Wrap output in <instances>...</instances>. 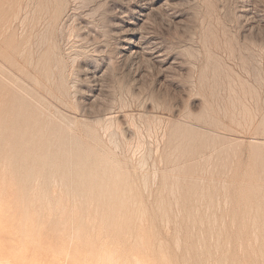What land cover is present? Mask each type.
Here are the masks:
<instances>
[{"label":"rangeland","instance_id":"374dc122","mask_svg":"<svg viewBox=\"0 0 264 264\" xmlns=\"http://www.w3.org/2000/svg\"><path fill=\"white\" fill-rule=\"evenodd\" d=\"M13 1L0 0V79L15 95H22L45 110L54 113L61 109L63 125L73 131H65L69 139H64L61 147L53 139L49 151L56 156L46 157L42 156L44 149L25 148L21 139L9 144L3 138L6 131H2L0 193L5 201L15 199L8 210L16 215L28 210L31 219L43 220L47 227L62 222V264H89L91 258L94 263L106 264L104 257L108 252L116 264H135L137 258L142 264H159L162 249H168L166 264H182L183 259L184 264H200L201 254L205 258L201 264L208 263L209 258V263L221 264L219 258L223 261L224 252L229 256V244L228 252L233 256L229 257L238 259L234 260L237 264L242 259L243 264H264L260 257L264 246L260 248L258 243L264 242L259 239L264 236V220L260 218L257 225L258 220L257 224L253 220L256 211H248L249 217L244 213L247 219L254 213V226L250 218L243 229L248 233L244 237L251 235L248 238L254 240L252 244L263 249L259 256L257 249L256 260L250 249L247 253L251 242L247 237L236 241L240 236L238 219L236 227L230 218L232 208L245 202L246 195L254 192L264 196V143L257 144L264 141V0H154L143 16L130 11L123 0H61L59 19L51 24L43 47L40 40L43 42L45 20L32 4L27 12L29 0H21V17L13 19ZM246 7L249 11L244 13ZM131 27L140 32L133 40L145 36L151 46L157 47L159 57L146 54L133 58L124 54L123 39ZM51 44L55 45L56 63L52 62L51 68L54 74L42 82L36 94L33 89L38 84L28 75L33 73V66L18 52L35 56ZM208 50L214 53L212 58L208 57ZM15 60L24 69H17ZM44 85L52 86V93L45 94ZM59 97L62 101L57 100ZM242 115L245 119H241ZM178 124L202 134L201 140L207 144L190 155L188 147H183L175 153L176 161H172L170 155L182 142L181 136H172ZM46 134L43 131V136ZM196 208H202L198 210L200 216ZM262 208L264 211V205ZM203 210L210 212L211 219L218 216L215 219L217 224L222 220L221 225L213 228L215 219L211 220L205 214L208 211ZM221 211L228 213L229 218ZM262 211L256 216H264ZM190 212L189 220L186 215ZM192 214L200 218L205 214L209 224L204 216L205 220H201ZM241 214L239 218L243 217ZM245 217L244 222L240 218L243 223ZM223 223L228 226L225 228ZM185 224L194 228L195 236L197 230L201 231L199 238L195 239L192 231V240ZM248 228H256L251 230L253 234L256 231L253 236L260 232L263 236L256 239ZM207 229L213 231L214 237ZM227 232L231 237L223 234ZM200 235L204 241L199 246ZM217 235L219 239L222 235L223 243L215 240ZM45 237L51 244V231ZM182 240L199 254H182V247L186 249ZM233 240L237 245L248 243L238 245V249ZM213 244L219 248L216 254L224 250L221 257L215 254V258ZM236 251L238 256H234ZM227 255L225 262L234 264Z\"/></svg>","mask_w":264,"mask_h":264},{"label":"bare ground","instance_id":"6f19581e","mask_svg":"<svg viewBox=\"0 0 264 264\" xmlns=\"http://www.w3.org/2000/svg\"><path fill=\"white\" fill-rule=\"evenodd\" d=\"M124 1V3L125 4H127V6H129V10L130 11H132L133 13H135V14H137L138 16H143V15H145V10L148 8V5L150 4V3H152L154 0H123ZM252 1V0H251ZM169 2V1H168ZM252 2H254V1H252ZM27 3L28 4H26V10H27V12H28V9H29V5L31 6V4L34 6V11L36 12V13H38L39 14V17L40 18H42L43 20H45V27L44 28H46V30H45V32H43L42 33V36H43V42L40 40V42H41V44H42V47H43V43H44V41L46 40V38H47V33H48V31H49V29H50V26H51V24L52 23H57V21H58V19H59V16H60V13H61V0H29V1H27ZM243 3V2H242ZM258 3V2H257ZM239 4H240V2H239ZM246 4V3H245ZM254 4V3H253ZM252 4V5H253ZM199 6H201V5H199ZM246 6H247V4H246ZM97 7V6H96ZM121 7V6H120ZM248 7V6H247ZM246 7V9L244 8L242 11L244 12V13H247L248 11H249V8H247ZM241 8V7H240ZM243 8V7H242ZM12 9H13V13H14V17L15 18H13V19H16V20H19L20 19V17H21V12H22V9H23V4H22V1L21 0H14L13 1V6H12ZM115 9V8H114ZM252 10V9H251ZM32 12V11H31ZM252 12V11H251ZM125 13V12H124ZM259 13V12H258ZM29 13H27V14H25V15H28ZM89 14V13H88ZM24 15V16H25ZM75 15V14H74ZM133 15V14H132ZM243 15V14H242ZM23 16V17H24ZM89 15H87V17H88ZM202 16V15H201ZM263 16V15H262ZM22 17V18H23ZM64 17V16H63ZM74 17H76V16H74ZM147 17V16H146ZM247 17V16H246ZM254 17V16H253ZM252 17V19H254ZM3 19H5L6 18V15L4 16V17H2ZM27 18V17H26ZM39 18V19H40ZM145 18V17H144ZM174 18V17H173ZM115 19V18H114ZM121 19V18H120ZM207 19V18H206ZM143 20V19H142ZM245 20V19H244ZM24 21V20H23ZM123 21H125V20H123ZM262 21V20H261ZM21 22V21H20ZM71 22V21H70ZM131 22V21H130ZM256 22V21H255ZM259 22V21H258ZM118 23V22H117ZM252 23V22H251ZM133 24V23H132ZM123 25V24H122ZM248 25V24H247ZM251 25V24H250ZM262 25V24H261ZM252 26H253V24H252ZM259 26V25H258ZM140 27V26H139ZM60 29V28H59ZM117 29V28H116ZM125 29V28H124ZM123 30V29H122ZM250 30V29H249ZM257 31V30H256ZM127 32L128 33H130L129 35H126L125 36V38L123 39L124 41H125V47L123 48L124 49V54L125 55H129L130 57H133V58H138V57H140V56H143V55H146V54H157L159 51H157V47L154 45V46H151L150 44H149V41H147L146 40V37L145 36H143V35H140L139 37L140 38H138V40H133L134 38H136V35H138V33H140L139 32V30H138V28H134V27H131V28H129L128 30H127ZM232 34H233V32H231ZM145 34V33H144ZM256 35V34H255ZM36 36V35H35ZM41 36V35H40ZM259 36V35H258ZM31 37V36H30ZM35 39V38H34ZM228 39V38H227ZM154 40V39H153ZM158 40V39H157ZM229 41V40H228ZM34 43H36V42H34ZM124 43V42H123ZM157 43V42H156ZM28 44V43H27ZM41 44H39V45H41ZM34 45V44H33ZM237 45V44H236ZM53 46H55L54 44H51L50 46H48L47 48H45V49H43V50H39L38 52H37V54L34 56L32 53L29 55V54H26L25 56H24V53H22V52H18L19 53V55L22 57L23 56V58H26L27 59V62L29 63V64H31L32 66H33V73H29L28 75H29V77L31 78V79H33L34 81H36L37 82V84H38V86H36L34 89H33V91L36 93V94H39V87L40 86H42L43 85V81L44 80H50V79H52L51 77H52V75L54 74L53 73V71H52V62L53 63H56V57H55V53H54V47ZM31 47H32V45H31ZM38 47V46H37ZM41 47V48H42ZM219 47V46H218ZM31 49V48H30ZM160 50V49H159ZM200 50V49H199ZM121 53V52H120ZM200 53V52H199ZM208 57H210V58H212L213 56H214V53L211 51V50H208ZM224 54V53H223ZM124 55V56H125ZM217 55V54H216ZM156 56H158L159 57V55L157 54ZM81 57V56H80ZM146 57V56H145ZM151 57V56H150ZM235 57V56H234ZM246 57V56H245ZM19 58V57H18ZM74 57H72V59H73ZM77 58V57H76ZM126 58V57H125ZM141 58V57H140ZM157 58V57H156ZM221 58H222V56H221ZM226 58V57H225ZM122 59V58H121ZM173 59V58H172ZM171 59V60H172ZM135 60V59H134ZM134 60L132 61V63L134 62ZM204 60V59H203ZM217 60V59H216ZM140 61V60H139ZM73 62H74V60H73ZM72 62V63H73ZM136 62V61H135ZM138 62V61H137ZM141 63H143V62H141ZM233 63V62H232ZM2 64V63H1ZM13 64H14V66H16V68L17 69H20V70H22V69H24V68H21L23 65L18 61V60H15L14 62H13ZM124 64V63H123ZM156 64H157V62H156ZM220 64V63H219ZM216 61H215V65H217V66H220ZM229 64V63H228ZM87 65V64H86ZM91 65V64H90ZM131 65V64H130ZM241 65V64H240ZM95 66V65H94ZM132 66V65H131ZM134 66V65H133ZM5 67V66H4ZM136 67V66H135ZM231 67V66H230ZM242 67V66H241ZM54 68V67H53ZM67 68V67H66ZM162 68V67H161ZM94 69V68H93ZM98 69V68H97ZM10 70V69H9ZM198 70V69H197ZM245 70V69H244ZM234 71V70H233ZM10 72V71H9ZM94 73V72H93ZM90 74V73H89ZM101 74V73H100ZM246 74V73H245ZM164 75V74H163ZM238 75V74H237ZM18 76V75H17ZM96 76V75H95ZM238 76H240V75H238ZM3 77V76H2ZM241 77V76H240ZM5 79V78H4ZM233 80V79H232ZM255 80H256V78H255ZM24 82H26V81H24ZM194 82V81H193ZM51 83V82H50ZM93 84V83H92ZM194 84V83H193ZM99 85V84H98ZM139 86V85H138ZM195 86V85H194ZM253 86V85H252ZM52 87V86H51ZM51 87H49V86H47V85H44V90H45V94H50V93H52V88ZM248 88V87H247ZM98 89V88H97ZM232 89V88H231ZM10 90H12V88L9 86V85H7L4 81H2L1 79H0V136L2 135V131H6V135H4L3 136V138H4V140L6 141V142H8L9 144L10 143H14L17 139H21V140H23V146L25 147V148H29V149H31V147H33V148H36V147H38L39 149H44L45 150V153H42V156L43 157H46V156H49V155H53V156H56L54 153H51L49 150H50V147H51V145H52V143H53V139H54V141L56 140L57 141V143L60 145V147L62 146V142H64L65 140L64 139H69V136H67V135H65V131H73L72 129H71V127L69 126V125H63L64 123L62 122V110L61 109H57V110H54V113H52V112H50V110H45L44 108H42V107H40L38 104H36V103H34V102H32V101H29V100H27L26 98H24L22 95H15V93H13V92H11ZM180 90H181V88H180ZM256 90V89H255ZM99 91V90H98ZM245 91H246V89H245ZM254 91V90H253ZM69 92H71V91H69ZM234 92V91H233ZM239 92V91H238ZM248 92H250V91H248ZM257 92V91H256ZM71 94V93H70ZM251 93H249V95H250ZM22 96V97H21ZM243 96V95H242ZM254 96V95H253ZM95 97V96H94ZM239 97V96H238ZM244 97V96H243ZM250 97V96H249ZM40 98L41 99H44V97L42 96V95H40ZM144 98V97H143ZM58 101H62V99H60V97L57 99ZM239 100V99H238ZM250 100V99H249ZM252 100V99H251ZM258 100H259V98H258ZM80 101V100H79ZM232 101V100H231ZM240 101V100H239ZM247 101V100H246ZM249 102V101H248ZM193 104V103H192ZM73 105V104H72ZM142 105V104H141ZM250 105V104H249ZM253 106H254V104H253ZM149 107V106H148ZM60 108V107H59ZM121 108V107H120ZM238 108H239V105H238ZM157 109V108H156ZM244 109H246V108H244ZM255 109H256V107H255ZM158 110V109H157ZM243 110V109H242ZM244 111V110H243ZM138 112V111H137ZM124 113V112H123ZM237 113H238V111H237ZM243 113H245V112H243ZM242 113V114H243ZM70 114V113H69ZM72 114V113H71ZM156 114V113H155ZM159 114V113H158ZM168 114V113H167ZM177 114V113H176ZM56 115H59L60 116V119H57L56 118ZM248 115V114H247ZM169 117V116H168ZM239 117H240V115H239ZM82 118V117H81ZM242 118H244L243 117V115H242V117H241V119ZM80 119V118H79ZM240 119V120H241ZM245 119V118H244ZM238 120V119H237ZM250 120H251V118H250ZM107 121H109V120H107ZM106 121V122H107ZM112 121H113V119H112ZM146 121V120H145ZM244 121V120H243ZM247 121H248V119H247ZM148 122V121H147ZM158 122V121H157ZM186 122V121H185ZM250 122V121H249ZM245 123H246V121H245ZM251 123V122H250ZM78 124V123H77ZM106 124V123H105ZM112 124V123H111ZM116 124V123H115ZM126 124V123H125ZM133 124V123H132ZM141 124V123H140ZM145 124V123H144ZM158 125V124H157ZM245 125V124H244ZM194 126V125H193ZM146 128H147V126H146ZM153 128V127H152ZM249 128V127H248ZM148 129V128H147ZM154 130V129H153ZM209 130V129H208ZM248 130V129H247ZM43 131H47V134H46V136H43ZM128 131H129V129H128ZM127 131V132H128ZM173 131L174 132H172V136H177V135H179V136H181V138H182V142L181 143H178L177 145H176V149H175V152L173 153V154H171L170 155V159L172 160V161H176V159H177V155L175 154V153H178V152H180V149H182L183 147H188V149L190 150V151H188L187 150V152H188V154L190 155V154H192L193 152H195V151H197V150H199V149H201L202 147H204L207 143H205V142H203L202 140H201V135L202 134H200V133H198L197 131H194V129L193 128H191V127H189V126H186V125H184V124H178L174 129H173ZM179 131V132H178ZM180 131H183L182 133H180ZM145 132V131H144ZM164 132V131H163ZM106 133V132H105ZM105 133L103 134V135H105ZM129 133V132H128ZM149 133V132H148ZM180 133V134H179ZM215 133V132H214ZM109 135V134H108ZM112 137H114L113 136V134H110ZM228 136H230V135H228ZM56 137H57V139H56ZM111 137V138H112ZM109 138H110V136H109ZM109 138H108V141H109ZM161 138H162V135H161ZM254 139V138H253ZM252 139V140H253ZM199 142V143H197L195 146H192L193 144L192 143H196V142ZM254 141V140H253ZM133 142V141H132ZM141 143V142H140ZM260 143H264V141H260V142H257V144H260ZM14 145V144H13ZM111 145V144H110ZM142 145V144H141ZM159 145V144H158ZM157 145V146H158ZM230 145V144H229ZM115 146V145H114ZM117 146V145H116ZM145 146V145H144ZM13 148V147H12ZM157 148V147H156ZM84 149H86V148H84ZM114 149H115V147H114ZM128 149H130V147L128 148ZM135 149V148H134ZM133 149V150H134ZM12 153H13V151H12ZM79 154V153H78ZM144 155V154H143ZM150 155V154H149ZM134 156V155H133ZM144 157V156H143ZM87 158V157H86ZM134 158V157H133ZM209 158V157H208ZM111 160V159H110ZM141 160H142V158H141ZM145 160V159H144ZM32 161V160H31ZM161 161V160H160ZM24 162V161H23ZM140 164H141V162H140ZM37 165V164H36ZM25 166V165H24ZM184 166V165H183ZM15 167V166H14ZM39 169V168H38ZM264 169V168H263ZM18 170V169H17ZM20 171V170H19ZM25 171V170H24ZM140 171V170H139ZM25 173V172H24ZM33 174V173H32ZM32 174H31V176H32ZM27 175V174H26ZM29 175V174H28ZM17 176V175H16ZM71 176V175H70ZM255 176V175H254ZM260 176V175H259ZM21 177V176H20ZM29 177H30V175H29ZM33 177V176H32ZM23 178V177H22ZM28 178V177H27ZM263 178V177H262ZM71 179V178H70ZM52 180V179H51ZM50 180V181H51ZM32 181H33V179H32ZM202 181V180H201ZM21 182V181H20ZM55 182V181H54ZM146 182V181H145ZM211 182H212V180H211ZM23 183V182H22ZM39 183V182H38ZM145 185V184H144ZM53 187V186H52ZM83 187V186H82ZM166 187V186H165ZM76 188V187H75ZM146 188V187H145ZM177 188V187H176ZM109 189V188H108ZM244 189V188H243ZM171 190H172V187H171ZM202 191H204V190H202ZM1 192V191H0ZM171 192V191H170ZM77 192H75V194H76ZM173 192H171V194H172ZM159 194V193H158ZM26 195V194H25ZM82 195V194H81ZM173 195V194H172ZM193 195V194H192ZM79 196V195H78ZM45 197V196H44ZM43 197V198H44ZM172 197V196H171ZM233 197V196H232ZM242 197V196H241ZM42 198V197H41ZM55 198V197H54ZM58 198H59V196H58ZM202 198V197H201ZM208 198V197H207ZM217 198V197H216ZM227 198V197H226ZM50 199V198H49ZM53 199V198H52ZM81 199V198H80ZM85 199V198H84ZM242 199V198H241ZM245 202H242V204H239V205H237V206H235V208H232L233 209V218H232V213H230L229 212V210L227 211L228 213H230V218L233 220L234 219V221H233V224L236 226V224H235V220L236 219H238L237 221H238V223L241 221V219L240 218H243V222H244V217H245V215H247L248 217H249V215H251V214H249L248 213V211L250 212H252V211H256L255 212V216H253L254 215V213H252V216L254 217L253 218V220H255L254 222H255V224H257V222H259L260 220V218L262 219V221L264 220V216L263 215H261V216H256V215H258V213L257 212H259V215H260V211H262L263 210V208H262V206L264 205V196H262V195H260V194H258V193H254V192H252V193H250V194H248V195H246L245 196ZM55 200V199H54ZM72 200V199H71ZM233 200V199H232ZM57 200H55V202H56ZM195 201V200H194ZM226 201V200H225ZM14 203L15 202V199L14 198H9L7 201H5L4 200V198L2 197V194L0 193V233H2V232H4L5 230H7V229H9V228H12L14 231H15V233H16V235L19 237V238H21V239H30L35 245H39V246H42V247H44V248H47L48 249V251L44 254V256H43V259H45L47 262H48V264H62V251L64 250V247L65 246H62V222L60 223V225H57V226H55V227H47V225L45 224V222L43 221V220H40V219H31V215L27 212V211H25V212H21L20 213V215H16L15 213H13V211H10V210H8V209H10L11 208V206H10V204L11 203ZM34 202V201H33ZM59 202V201H58ZM201 202V201H200ZM230 202V201H229ZM42 203V202H41ZM93 203V202H92ZM176 203V202H175ZM222 203H224V202H222ZM225 204V203H224ZM52 205V204H51ZM176 205V204H175ZM63 207V206H62ZM75 207V206H74ZM176 207V206H175ZM211 207V206H210ZM219 207V206H218ZM229 207V206H228ZM234 207V206H233ZM27 208V207H26ZM57 209H58V207H57ZM190 209V208H189ZM192 209V208H191ZM194 209V208H193ZM200 209V211H201V209L202 208H196V212H197V214H199V216H200V213L201 212H199L198 213V210ZM208 210H212V209H210V208H207ZM229 209V208H228ZM232 209H230V211H232ZM53 210V209H52ZM188 210V209H187ZM208 210H203L204 212L203 213H205L206 211H208ZM227 210V209H226ZM189 211V210H188ZM192 211V210H191ZM195 211V210H194ZM193 211V212H194ZM224 211V210H223ZM192 212V213H193ZM212 212V211H211ZM222 212V211H221ZM247 212V213H246ZM262 212H264V211H262ZM58 213V212H57ZM180 213V212H179ZM209 211L207 212V213H205V214H207L208 216H209ZM222 213H224V215H226V217H228L229 218V216H228V213L227 214H225V212H222ZM241 213H243V217H238V215L240 214V216L242 215ZM244 213H246L245 215H244ZM257 213V214H256ZM42 214V213H41ZM185 214V213H184ZM183 214V216H185ZM187 214V213H186ZM190 214V215H189ZM188 215H186V216H188V219L190 220V216H191V212L189 213ZM195 214V213H194ZM205 214H203L202 216H204L205 217ZM214 214H216V213H214ZM249 214V215H248ZM262 214V213H261ZM264 214V213H263ZM196 215V214H195ZM206 215V216H207ZM217 215V214H216ZM215 215V216H216ZM222 216H223V214H221ZM220 215V216H221ZM87 216V215H86ZM99 216V215H98ZM198 216V215H197ZM198 216V217H199ZM202 216H201V220H205V219H202ZM214 215H213V218L215 217ZM246 216V217H247ZM252 216L250 217L251 218V222H252ZM41 217H42V215H41ZM192 217H195V218H197L198 219V217H196V216H194L193 214H192ZM203 217V218H204ZM210 217V216H209ZM216 217H218V216H216ZM215 217V218H216ZM226 217L224 218V220H226ZM245 217V218H246ZM54 218V217H53ZM194 218V219H195ZM205 218H207L208 219V224H209V220L212 218V217H210V219L208 218V217H205ZM214 218V219H215ZM227 218V219H228ZM249 218V219H250ZM107 219V218H106ZM176 219V218H175ZM182 220H183V218H181ZM184 219H185V217H184ZM187 219V221H189ZM196 219V220H197ZM199 219V220H200ZM214 219H211V220H214ZM220 219V218H219ZM240 219V220H239ZM249 219H247L246 218V223H243L242 221H241V223H237V225H238V234H240V236L236 233V235H238L237 236V238H235L236 239V241H237V239L238 240H240L239 238L241 237V239L242 240H245L246 239V237L247 236H245L244 237V235L245 234H248V233H246L247 231H245L243 228H245L246 229V227H245V225L247 224V222L249 221ZM57 220H58V218H57ZM218 221V219H215V221ZM258 220V221H257ZM179 221V220H178ZM186 221V222H187ZM212 222V223H214V225L215 226H213V228H216V225H218L217 227H219V224L221 225V223H222V220H221V222L219 223V224H217V221L216 222ZM220 221V220H219ZM257 221V222H256ZM58 222V221H57ZM181 222V221H180ZM207 222V221H206ZM230 222V221H229ZM251 222H249V223H251ZM65 223V222H64ZM182 223V222H181ZM180 223V224H181ZM193 223H195V225H194V227H196V222H194L193 221ZM202 223H203V221H202ZM205 223V222H204ZM203 223V224H204ZM212 223H210L211 225H213ZM216 223V224H215ZM232 223V222H231ZM167 224V223H166ZM187 224V223H186ZM186 224L184 225V228H188V229H186V230H188L186 233L190 236L191 235V233H192V231H193V235H194V228H190L189 229V227H185L186 226ZM203 224H199V225H201V228H202V225ZM224 224V223H223ZM222 224V225H223ZM254 223L252 222V226H254L253 225ZM189 224H187V226H188ZM198 225V224H197ZM225 225V224H224ZM227 225V224H226ZM226 225L224 226L225 228H226ZM248 225H250V224H248ZM247 225V226H248ZM257 225H260V222H259V224H257ZM257 225H255V227L257 226ZM178 226V225H177ZM190 226H192L193 227V224L192 225H190ZM204 226V225H203ZM206 226H208L207 225V223H206ZM228 226V225H227ZM180 227V225L178 226V228ZM200 227V226H199ZM199 227H198V229H199ZM220 227H222V226H220ZM223 227V229L221 228V230H223L224 232H226L225 231V228ZM237 227V226H236ZM249 227V226H248ZM262 227H263V229H264V223L262 224ZM177 228V230L176 231H178L179 232V229ZM197 228V227H196ZM209 228V227H208ZM212 228V229H213ZM250 228V227H249ZM249 228H248V231H249ZM254 228V227H253ZM258 229H259V227H257ZM180 229H181V227H180ZM210 229H211V227H210ZM209 229V230H210ZM231 229H234L233 227H230V230ZM256 229V228H255ZM255 229H253V230H255ZM257 229V230H258ZM262 228H260V230H261ZM185 230V231H186ZM202 230V229H201ZM208 230V229H207ZM208 230V232H209V234H212V232L213 231H209ZM217 230H219V232H220V229L218 228ZM227 230H229V229H227ZM252 229H250V231H251ZM252 230V231H253ZM259 230V231H260ZM48 231H51V237H50V240H52V243L51 244H48V239L45 237V235H46V233L48 232ZM181 232L183 231L182 229L180 230ZM234 231V230H233ZM249 231V232H250ZM251 231V232H252ZM259 231H257V232H259ZM177 232V234H179ZM180 232V233H181ZM197 232L198 233H200L199 232V230H197ZM196 232V233H197ZM211 232V233H210ZM214 232H215V230H214ZM250 232V233H251ZM256 232V231H255ZM255 232H254V234H255ZM198 233L196 234L197 236H195L194 235V238L195 237H198L199 238V235H198ZM205 233V232H204ZM216 233V232H215ZM221 233H222V231H221ZM220 233V234H221ZM230 233V232H229ZM263 233H264V230H263ZM201 234V233H200ZM208 234V233H207ZM217 234H219L218 233V231H217ZM223 234H227V236L228 237H231V236H229L228 235V232L227 233H223ZM222 234V235H223ZM232 233H230V235H231ZM252 234V236L254 235L253 234V232L251 233ZM262 233L260 232L259 233V235L260 236H263V234L261 235ZM180 235H182V234H180ZM186 235V234H185ZM184 235V236H185ZM203 235V234H202ZM204 235H206V233L204 234ZM203 235V236H204ZM213 235H215V234H212V236ZM222 235H221V239H222ZM235 234H234V232H233V236H234ZM258 234H257V236H259ZM178 236V235H177ZM189 236H186L185 237V239L187 240L188 238H189ZM192 236V235H191ZM201 236V235H200ZM211 236V237H212ZM227 236H225V237H227ZM232 236V237H233ZM242 236H243V238H245V239H243L242 238ZM249 236H251V235H249ZM248 236V237H249ZM256 236V235H255ZM255 236H253V237H255ZM257 236H256V239H258L257 238ZM130 237V236H129ZM134 237V236H133ZM180 237V236H179ZM178 237V238H179ZM188 237V238H187ZM214 237V236H213ZM217 237H218V239L216 238H214L215 240H220V241H222L221 239H219V235H217ZM227 237V238H228ZM236 237V236H235ZM247 237V238H248ZM252 237V238H253ZM192 238V240H195L194 238H193V236L191 237ZM201 239V241L199 240L198 241V239H197V241L199 242L198 243V245L199 244H201L202 243V241H204V240H202L203 238H202V236L200 237ZM206 238H207V240H208V235L206 236ZM234 238V237H233ZM261 238H262V240H264V236L263 237H260L259 239L261 240ZM177 239V238H176ZM181 239V238H180ZM210 239V238H209ZM212 239V238H211ZM225 240H228V239H226V238H224ZM255 239V241H257ZM258 239V240H259ZM133 240V239H132ZM189 240V239H188ZM191 239L189 240V242L190 241H192ZM206 240V241H207ZM213 240V239H212ZM225 240H224V242H225ZM230 240H232L231 238H229V240L228 241H230ZM261 240V241H262ZM176 241V240H175ZM183 241V240H182ZM197 241H196V243H197ZM211 241V240H210ZM227 241V242H228ZM234 241V240H233ZM232 241V242H233ZM236 241H234V242H236ZM247 241L249 242V241H251V242H249V244H248V248H247V253L250 251V253H251V257L252 258H256V254L259 252V254H257L258 256L262 253L261 251H263V247L262 246H264V242H261V244H260V242H258L259 243V245H260V248L262 247L263 249L261 250L260 248H257V243H255V244H252V241H254V240H249V238L247 239ZM247 241H244L245 243L247 242ZM184 243H185V240L183 241ZM201 242V243H200ZM207 242H209V241H207ZM211 242H213L214 243V241H211ZM238 242H240V241H238ZM247 242V243H248ZM176 243H178V240H177V242H175V244ZM182 243V242H181ZM183 243V244H184ZM204 243V242H203ZM219 243V242H218ZM221 243V242H220ZM219 243V244H220ZM222 243H223V241H222ZM230 243V242H229ZM245 243H241L240 242V244H244V246H246L245 245ZM186 244V249H184L185 248V246L184 247H182V249L184 250V252L182 253V252H180V253H182V254H186L187 253V255L188 254H190V255H192V253H195V252H193L194 251V248H192L191 247V245L193 244V242H192V244H191V242H190V246L188 245L187 246V243H185ZM189 244V243H188ZM206 244V243H205ZM214 244H217L216 243V241H215V243ZM213 244V245H214ZM219 244H217V245H219ZM228 244V243H227ZM240 244H238V245H240ZM180 245V244H179ZM178 245V246H179ZM195 245H197V244H194V246ZM198 245L197 246H195V248H196V250H198L197 249V247H198ZM216 245V246H217ZM224 245H225V243H224ZM224 245H221L222 247L224 246ZM230 245V244H229ZM229 245H226V247L229 249L230 247H229ZM238 245H237V242H236V246L238 247ZM175 246H177V245H175ZM177 246V247H178ZM200 246V245H199ZM202 246V245H201ZM215 246V245H214ZM215 246V248H214V251L215 250H218V249H216L217 247ZM221 246H219V247H221ZM232 246H235V244L233 245V243H232ZM236 246H235V248H236ZM205 247V246H204ZM207 247V246H206ZM205 247V248H206ZM210 247H211V245H210ZM239 247H241V245L239 246ZM238 247V249H240ZM208 248H209V246H208ZM208 248L206 249L207 251H208ZM226 248V249H227ZM245 248V247H244ZM177 249V248H176ZM202 249L203 248H201L199 251H202ZM210 249V248H209ZM224 249V248H223ZM222 249V250H223ZM228 249H227V251H226V253H228L229 254V256H231V257H233L232 256V254H230V252H228ZM231 249H233V248H231ZM237 249V248H236ZM250 249V250H249ZM257 249L259 250V251H257ZM168 250V249H167ZM166 250V251H167ZM178 250V249H177ZM205 250V249H204ZM203 250V251H204ZM211 250H213V247H212V249ZM211 250H209V251H211ZM234 250V249H233ZM245 250H246V248H245ZM249 250V251H248ZM166 251L165 250H163L162 249V251H161V253H160V258H159V264H166L167 262H166V258H167V256H166ZM186 251V252H185ZM221 251V250H220ZM224 251V250H223ZM223 251H221L222 253H223ZM229 251H231L232 252V250H229ZM242 251H243V249H242ZM175 252V251H174ZM177 252V251H176ZM246 252V251H245ZM244 252V253H245ZM76 253V252H75ZM178 253H179V251H178ZM179 253V254H180ZM196 253H197V251H196ZM195 253V254H196ZM203 253H206V252H203ZM210 253V252H209ZM211 253H213V252H211ZM222 253H220V255L222 254ZM233 253V252H232ZM175 254V253H174ZM184 254V255H185ZM199 254V253H198ZM198 254H196V255H198ZM200 254H201V252H200ZM207 254V253H206ZM215 254H216V251H215V253H214V256H215ZM238 252L236 251L235 253H234V256H238ZM264 254V253H263ZM262 254V255H263ZM184 255H182L183 257H184ZM202 255V254H201ZM200 255V256H201ZM209 255V254H208ZM217 256L219 255L218 254V252H217V254H216ZM219 255V256H220ZM227 254H225V252H224V255L222 256V257H224L225 258V256H226ZM248 255V254H247ZM255 255V256H254ZM260 256L262 259L264 258V256ZM193 256H194V254H193ZM192 256V257H193ZM198 256L199 258H202L203 257V259H201L202 261L204 260L205 261V258H204V256ZM206 256V255H205ZM210 256V255H209ZM209 256H208V258H209ZM211 256H212V254H211ZM213 256V257H214ZM228 255H227V257L231 260V262L232 263H234L235 261H237L238 259V257H236V259L237 260H235L234 258H230ZM254 256V257H253ZM176 257V256H175ZM189 257V256H188ZM187 257V258H188ZM191 257V256H190ZM189 257V258H190ZM197 257V258H198ZM221 257V256H220ZM240 257V256H239ZM250 257V258H251ZM185 258V257H184ZM188 258V260H190ZM196 258V259H197ZM215 258H216V256H215ZM217 258H219V257H217ZM224 258H223V261H222V258H219V260H221L220 261V263L222 262L223 264H225L226 262H225V260H224ZM228 258L226 259L227 260V262H228ZM242 258V257H241ZM249 258V259H250ZM128 259V258H127ZM132 259V258H131ZM134 259V258H133ZM186 259V258H185ZM193 259V258H192ZM233 259V260H232ZM92 260V261H91ZM104 260H105V263L106 264H116V262L114 261V259L112 258V254L110 253V252H108V253H106L105 254V257H104ZM180 260H182L181 258H180ZM194 260V263L196 262L195 261V259H193ZM198 260V259H197ZM201 260H199L200 261V264H201ZM208 260V261H207ZM206 261L208 262V263H206V264H211V263H209V260L210 261H212V259L211 258H209V259H207ZM216 260H218V259H216ZM235 260V261H234ZM243 260V259H242ZM241 260V262L239 261V263L240 264H243V263H245V262H243ZM254 260V259H253ZM256 260H257V258H256ZM258 260H259V258H258ZM264 260V259H263ZM91 261V263H89V264H101L100 263V261H97L96 263H94V259H90L89 260V262ZM127 262H128V260H126ZM134 261V260H133ZM178 261V260H177ZM183 261H184V259L181 261L182 262V264H184L183 263ZM198 261V262H199ZM213 261H215V260H213ZM245 261V260H244ZM251 261H252V259H251ZM93 262V263H92ZM217 262H219V261H217ZM238 262V261H237ZM237 262H235L234 264H237ZM247 262V261H246ZM253 262V261H252ZM262 262H264V261H262ZM143 262L139 259V258H137V259H135V264H142ZM178 263H180V261L178 262ZM192 263H193V261H192ZM205 263H203V264H205ZM216 263V262H215ZM221 263V264H222ZM238 263V264H239ZM251 263V262H250ZM250 263H248V264H250ZM254 263H255V261H254ZM256 263H257V261H256ZM181 264V263H180ZM186 264V263H185ZM188 264H190V263H188ZM196 264V263H195ZM199 264V263H198ZM214 264V263H213ZM217 264V263H216ZM219 264V263H218ZM226 264H229V263H226ZM251 264H253V263H251ZM260 264H261V262H260Z\"/></svg>","mask_w":264,"mask_h":264},{"label":"clouds","instance_id":"9594fccd","mask_svg":"<svg viewBox=\"0 0 264 264\" xmlns=\"http://www.w3.org/2000/svg\"><path fill=\"white\" fill-rule=\"evenodd\" d=\"M47 251L30 239L19 238L12 228L0 233V264H48L43 259Z\"/></svg>","mask_w":264,"mask_h":264}]
</instances>
